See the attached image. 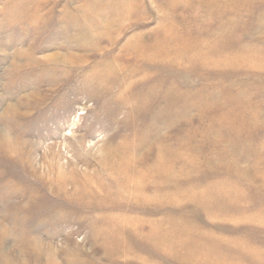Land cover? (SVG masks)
<instances>
[{"label": "rangeland", "instance_id": "rangeland-1", "mask_svg": "<svg viewBox=\"0 0 264 264\" xmlns=\"http://www.w3.org/2000/svg\"><path fill=\"white\" fill-rule=\"evenodd\" d=\"M0 264H264V0H0Z\"/></svg>", "mask_w": 264, "mask_h": 264}, {"label": "bare ground", "instance_id": "bare-ground-1", "mask_svg": "<svg viewBox=\"0 0 264 264\" xmlns=\"http://www.w3.org/2000/svg\"><path fill=\"white\" fill-rule=\"evenodd\" d=\"M125 181V180H124Z\"/></svg>", "mask_w": 264, "mask_h": 264}]
</instances>
